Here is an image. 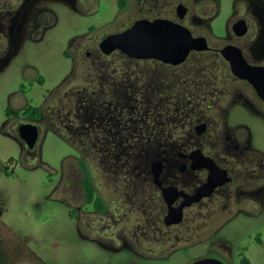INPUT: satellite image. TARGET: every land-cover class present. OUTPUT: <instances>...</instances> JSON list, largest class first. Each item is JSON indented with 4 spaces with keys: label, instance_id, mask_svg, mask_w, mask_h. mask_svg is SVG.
I'll return each mask as SVG.
<instances>
[{
    "label": "flooded vegetation",
    "instance_id": "obj_1",
    "mask_svg": "<svg viewBox=\"0 0 264 264\" xmlns=\"http://www.w3.org/2000/svg\"><path fill=\"white\" fill-rule=\"evenodd\" d=\"M47 1L49 0H0V69L18 52L24 38L29 41L40 40L48 30L44 16L48 11L45 6ZM56 1L66 2L74 7L78 2ZM70 1L72 3H69ZM220 9L221 0H115L118 16L114 21L120 17L121 27L110 26L109 29L105 27L99 35L84 34L77 37L81 43L89 45V50L84 52L88 57L97 55V58L108 60L116 55H122L131 60L155 63L153 66L155 95L152 100L137 96L130 99L133 104L129 106L125 86L127 71L110 63L104 70L103 81L100 79L91 81L92 87L97 88L92 94L100 96L94 97L95 100L84 113L93 121L90 123L92 130L96 125L99 126L98 122L108 127L107 121L110 119H119L120 125H126L127 121L123 118L128 108L131 114L136 111L141 119H146L142 122V128L135 130L136 135L143 137L153 134L152 149L169 152L168 157L155 161L162 165L161 187L153 182L152 166L155 162L151 165L154 198L162 201L161 210L165 211V215L168 208L161 195L162 188L173 187L185 195L192 196L207 181L209 171L206 168H193L195 161L191 156L195 150L211 158L217 167L227 172L230 181L217 187L198 203L184 208L183 219L185 211H243L247 204L259 207L264 204V155L252 148L250 129L245 124H234L230 121V116L238 111H245L254 118L264 120V99L257 93L252 82L233 73L230 61L222 54V50L227 47L239 50L242 61L257 74V82L263 84L264 0H232L222 32L217 33L213 24L220 15ZM158 19L186 28L193 38L204 39L207 50L191 51L185 61L178 65L165 64L158 60H137L127 57L120 51L105 54L100 50L99 44L104 38L126 31L136 21ZM95 30L94 27L88 28L89 33ZM160 69L166 72L164 79H160ZM139 84H142L140 79ZM112 88H121L122 94L113 97ZM138 93L143 92L140 90ZM47 112L50 114L47 128L59 136L60 131L70 130V124L64 120V116L62 117V113L65 112L62 108L56 107V111ZM6 118L7 123L12 124L21 119L29 121L20 114H10ZM149 118L154 119L152 127L148 124ZM42 121L43 113L40 110L39 118L29 122L35 125L39 132ZM107 127H103L104 132L111 137L113 130L116 136H120L117 145L126 147L127 126L112 129ZM241 130L245 134L239 132ZM2 133L5 134L3 131ZM9 134L8 132V135H5L11 137ZM116 140L117 138L109 140L106 148H110L111 141ZM22 143L23 148H28L23 141ZM94 178L93 175L95 195L104 201L105 206L101 211L91 206V210L88 211L86 238L112 252L122 248L128 249L132 241L141 246L145 230L142 213L144 210L140 208V211H127V208L121 206L110 207L105 203ZM114 200L122 205V196ZM222 200H226L227 204L221 205ZM182 201L183 198L179 197L173 206H179ZM129 212L131 214L135 212L134 225L131 229H128ZM1 222L0 220V258L1 249L6 248L10 253H14L16 247L8 226ZM146 226L151 228L155 237L154 243H157L159 235L157 223H147ZM139 258L141 257H137Z\"/></svg>",
    "mask_w": 264,
    "mask_h": 264
},
{
    "label": "rangeland",
    "instance_id": "obj_2",
    "mask_svg": "<svg viewBox=\"0 0 264 264\" xmlns=\"http://www.w3.org/2000/svg\"><path fill=\"white\" fill-rule=\"evenodd\" d=\"M231 2L221 0L220 15L213 24L217 33L222 32ZM45 6L48 30L40 40L24 38L18 52L0 69V220L8 226L17 248L25 247L43 264H190L199 259L240 264L243 258L248 264H264V204H247L245 211H185L189 229L184 232L189 242L201 241L207 231L217 232L205 242L182 248L161 260L148 256L144 250L167 256L168 243L162 248L158 241L143 249L132 241L128 249L112 252L86 238L92 205L84 200L78 159L83 158L91 168L106 204L127 208L131 199H123L122 205L116 203L114 199L119 197L114 196L111 169L98 156L93 161V152L77 151L47 128V111L54 112L56 107L67 111L72 105L71 97L83 94L84 89L88 94L97 91L91 81H98L99 77L103 81L104 70L116 57L107 60L86 56L89 45L77 37L99 35L105 27L119 28L120 17L114 21L118 16L115 0H78L76 7L49 0ZM89 27L96 28L95 32L89 33ZM133 68L129 84L136 90L143 86L137 76L146 75L144 81L148 80L151 66ZM141 70L145 71L143 75ZM26 105L36 106L43 113L33 149L23 148L16 131L18 125L30 122L21 119L15 124L7 123L5 116L7 109L21 111ZM230 121L245 124L251 132L252 148L264 155V120L238 111L230 116ZM2 131L7 135L9 132L12 138ZM239 132L245 134L243 130ZM220 203L226 205L227 201ZM128 218L131 229L135 212H129ZM188 241L179 242V246L185 247ZM136 249L140 256L134 254Z\"/></svg>",
    "mask_w": 264,
    "mask_h": 264
},
{
    "label": "trees",
    "instance_id": "obj_3",
    "mask_svg": "<svg viewBox=\"0 0 264 264\" xmlns=\"http://www.w3.org/2000/svg\"><path fill=\"white\" fill-rule=\"evenodd\" d=\"M115 61L112 62L118 65L120 68H124L127 71L125 76L126 79V89H127V104L131 106V98L137 96H142L143 99L152 100V97L155 95L153 80L155 77L154 73V62L153 61H136L128 59L122 55H116ZM133 66L139 67H149L150 74L148 75V80L144 81V77L147 78L146 75H143V71L141 70V74L137 76V78L142 80L143 87L135 90L134 86L129 84V74L132 75L134 72ZM145 72V71H144ZM161 77L160 79H164L166 76V72L163 69H160ZM102 75V74H101ZM100 75V76H101ZM138 75V71H137ZM99 76V75H98ZM100 79V77H99ZM104 79V78H103ZM137 79V80H138ZM39 83L42 84V80L39 79ZM142 90L143 93H138ZM121 93V88L111 90V95L113 97L119 96ZM95 96H100L98 94H88V91L84 89L83 94L80 92L77 93L75 98L71 97L70 110L68 109L64 113H62V117L64 116V120H66L70 125V130L60 131V136L71 146H73L77 151L79 149L80 152H93V161H97L98 159L103 164H106L107 167L111 169V173L113 174V188H114V196L119 197L122 196V200L127 199L129 197L131 199L130 207H127V211H140L142 208L143 213V221L145 225L144 230V240L142 242V248H149L150 245L154 244V233L151 228H148L147 223L155 222L158 225V241L159 245L162 248H165V251L168 252L167 256H163L159 251H149L145 249V254L156 259H163L165 257L171 256L173 253L177 252L182 248H186L192 245L199 244L201 242H205L208 238H210L217 230L207 231L206 236L202 238L201 241H192L189 242L188 238H186L185 228L189 229L187 224V216L185 215L183 221L176 225L167 227L164 224V213L162 211V201L154 198V188L152 186V175H151V165L157 161L156 159H163L168 157L169 152L153 150L154 144V135H145L140 137L136 135L135 130L139 127L142 128V122H145L146 119H141L140 114H137L136 111L134 113H130V108L127 109V113H125L123 120L127 121L126 125H120V120L110 119L107 121L108 127L105 125H101L98 122L99 126L96 125L94 130L90 127L91 121L88 116L84 113V110H87L91 103L95 100ZM142 99V100H143ZM89 110V109H88ZM89 112V111H88ZM10 114L13 115H21L26 117L29 121H35L40 116V109L36 106L26 105L21 111H12L6 110L5 115L8 116ZM69 114V115H68ZM88 115V114H87ZM65 121V122H66ZM148 124L153 126L154 119L149 118ZM126 127L127 126V142L126 147L122 148L118 146L119 144V135H115L112 130V136L109 137L107 132H104L103 127H107L112 129L114 127ZM148 126V125H145ZM100 127V128H99ZM85 128V129H84ZM105 128V129H107ZM84 129V130H83ZM152 131V129H151ZM65 132V133H64ZM81 137L80 139H78ZM102 139L100 141H95L94 139ZM113 138H117L116 142L111 141V147L106 148L107 142L109 140H113ZM109 139V140H108ZM140 139V141L138 140ZM90 140V142H89ZM71 141V142H70ZM80 142V143H79ZM83 142V146L80 148V144ZM77 166L80 170V175L82 178V190L84 195V200L87 205H92L96 210L104 209V201L95 195L94 183L92 180L93 172L90 170L88 164L83 158L77 160ZM4 172L6 174L7 169L4 168ZM119 199V198H117ZM146 202V203H145ZM144 205V206H143ZM152 206V208H151ZM124 208V207H123ZM158 209V210H157ZM154 210V211H153ZM148 228V229H147ZM188 241V245L185 247H180L179 242ZM170 242V243H169ZM137 251L134 254L139 255L140 253ZM2 257L0 258V264H10L15 262L16 264L19 261H28L30 263L36 264L41 262L36 256H34L31 251H28L24 248L15 247L14 253H10L6 248L1 249ZM162 254V255H161ZM163 256V257H162ZM240 264H248L247 260L244 258L241 259Z\"/></svg>",
    "mask_w": 264,
    "mask_h": 264
},
{
    "label": "water",
    "instance_id": "obj_4",
    "mask_svg": "<svg viewBox=\"0 0 264 264\" xmlns=\"http://www.w3.org/2000/svg\"><path fill=\"white\" fill-rule=\"evenodd\" d=\"M99 47L105 54L120 51L133 59L158 60L170 65L183 63L193 50H207L204 39L193 38L186 28L161 19L136 21L126 31L104 38ZM222 54L230 61L233 73L252 82L257 93L264 99V78L263 84L257 82V74L242 61L240 51L227 47L222 50ZM17 132L28 149L35 147L39 135L35 125L31 123L22 124L18 127ZM191 157L195 161L194 169L206 168L209 171L207 181L192 196L185 195L173 187L162 188L161 195L168 208L164 217V224L167 227L176 226L182 222L184 208L198 203L203 198L208 197L217 187L230 181L227 172L217 167L211 158L203 156L199 150H195ZM161 172V163L155 162L152 166L153 182L158 187H161ZM179 197H182L183 201L179 206L174 207L173 203ZM190 264L222 263L214 259H199Z\"/></svg>",
    "mask_w": 264,
    "mask_h": 264
}]
</instances>
